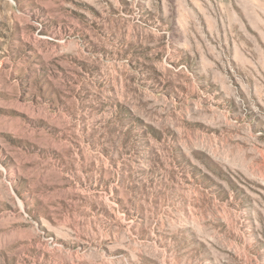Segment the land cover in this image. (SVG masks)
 Masks as SVG:
<instances>
[{
    "label": "rangeland",
    "instance_id": "rangeland-1",
    "mask_svg": "<svg viewBox=\"0 0 264 264\" xmlns=\"http://www.w3.org/2000/svg\"><path fill=\"white\" fill-rule=\"evenodd\" d=\"M0 264H264V0H0Z\"/></svg>",
    "mask_w": 264,
    "mask_h": 264
}]
</instances>
